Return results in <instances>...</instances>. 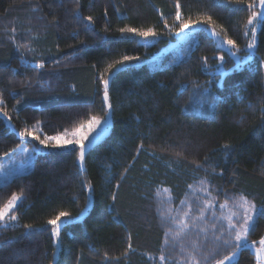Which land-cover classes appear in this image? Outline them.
<instances>
[{
  "label": "trees",
  "instance_id": "obj_1",
  "mask_svg": "<svg viewBox=\"0 0 264 264\" xmlns=\"http://www.w3.org/2000/svg\"><path fill=\"white\" fill-rule=\"evenodd\" d=\"M258 3L0 0V108L8 113H0V157L33 142L19 136L25 128L57 136L105 116L101 76L110 77L114 118L109 134L88 149L84 169L78 146L47 148L29 172L0 185V209L22 195L17 220L0 231V264H52L47 222L61 211L79 215L90 194L83 220L62 227L55 264H216L233 251L232 264H258L253 247L223 243L231 237L216 215L225 201L237 210L241 196L264 204V17L256 54L239 69L208 30L247 53ZM177 10L184 20L211 22L160 55L178 40ZM124 27L157 34L121 33ZM124 56L139 59L121 66ZM221 56L234 67L225 75L217 71ZM209 198L216 207L194 221ZM185 211L190 228L174 236L170 217ZM261 237L264 216L248 240Z\"/></svg>",
  "mask_w": 264,
  "mask_h": 264
},
{
  "label": "snow or ice",
  "instance_id": "obj_2",
  "mask_svg": "<svg viewBox=\"0 0 264 264\" xmlns=\"http://www.w3.org/2000/svg\"><path fill=\"white\" fill-rule=\"evenodd\" d=\"M259 3L262 8H264V0H259ZM177 8L179 9V5H177ZM264 13H257L252 12L251 16L248 19V24L251 25L254 20L259 15H262ZM89 21L92 20V17H87ZM176 20L180 22L179 24V31L183 32L186 29H189L191 27H199L201 25L207 24L211 22V17H205L199 20H192L187 19L184 20L181 17V13L179 10L176 12ZM211 31L213 36H218L219 34L215 32L214 29H209ZM256 28H252V40L247 44L248 49H254L255 42H256ZM121 33H135L136 35H139L141 37H148L152 35H156L157 33L152 29L148 28L147 30H140L137 28L132 27H124L120 29ZM247 34V33H245ZM224 43H226L229 46L236 47V42L232 39H227ZM229 53L232 56H236L235 52H232L231 48L228 49ZM254 55V52L249 53V59H251V56ZM139 57H130V56H124L122 60L117 61L118 64L121 66L124 65V62L126 61H133L138 60ZM219 60L222 62L224 60V57H220ZM44 65L43 63H40L38 67L42 68ZM114 65H109V69H113ZM235 69H239L241 67V63L237 62L235 64ZM102 80V83L104 85V101H108V87L110 83V77L109 79H104L103 76L100 77ZM109 108H111V105H108ZM0 113H3L5 117L8 116V113L4 111V109L0 108ZM104 123H107V120H104ZM102 126V118L97 116H92L88 121L87 125L81 124L79 128H77L72 133L71 139H66L64 135H59L56 137H48L45 136L44 139H41L39 135L35 133L34 130H30L28 128L23 129L19 132V136L24 137H31L35 141L39 142V145H43L45 148H47L51 141H55V143L51 144L52 147H60L64 148L69 145H78L79 146V160L83 161L85 159V153H86V145L85 141L89 140V137L92 136L94 133H97L100 127ZM227 148V145L225 146ZM39 151V149H37ZM191 187V185H189ZM207 191V189H204ZM210 195V193H209ZM227 195V194H225ZM21 199L20 196H17L16 194H13L11 199L3 206L2 209H0V222H4L6 218L11 221L17 220L16 215H10V213L15 212L17 208V201ZM115 199V197H113ZM183 203V201H182ZM211 202H205L204 208H201L199 211V216L192 217L194 221L203 220L204 219V213L207 208H211ZM227 206V201H225L224 204H221V208H225ZM238 208V211L233 212L231 215L227 216L225 219L227 221L226 224V230L227 234L231 237L230 239H226L223 241L224 244H232L235 243V248L238 250L240 248H249L255 246L257 243H259V247L255 248V253L259 258H264V237H261L260 240L257 241H249L248 236L250 231L254 230L255 223H256V217L258 216H264V204H261L257 206L254 202H251L247 199V197L241 196L239 197L238 203L235 205ZM191 206L189 205V208ZM88 206L86 205L85 209L82 210V214L87 213ZM69 213L61 211L57 216H55L53 219H50L47 223L49 225H52V235L56 238H59L61 235L62 226L66 225L70 222V220H62V218H68ZM190 213L188 211H185L183 213V217L187 218L189 217ZM235 218V219H234ZM78 218H71V220H75ZM172 223L176 225V231L173 234L174 236H179L181 233L185 232L190 228V225L187 221V219L177 218L175 216L170 217ZM26 228H31V225H25ZM214 229L216 228V225L213 224L212 226ZM172 229H169V232H171ZM168 233H166L167 237ZM217 239H220V237H216ZM59 242V241H57ZM131 247V245H129ZM236 251H233V253L230 256H225L223 259L216 260V264H226L227 261L233 260V258L236 256ZM161 260L164 259L163 256L160 258Z\"/></svg>",
  "mask_w": 264,
  "mask_h": 264
},
{
  "label": "rangeland",
  "instance_id": "obj_3",
  "mask_svg": "<svg viewBox=\"0 0 264 264\" xmlns=\"http://www.w3.org/2000/svg\"><path fill=\"white\" fill-rule=\"evenodd\" d=\"M258 6H259V9H258L257 13H264V8L261 7L260 3H258ZM263 17H264V14L259 15L256 18V20H254L253 23L251 24L252 28H256L257 29L256 34H255L256 35V42H255L254 49H251V50L248 49L247 53L240 52L238 47H232V46H229L226 43H224L227 39L224 38L223 36H221L214 28H208V30L209 29H214L215 32L219 34L218 36H213L211 31H209V33L216 40V42H217L219 47L225 49L226 51H228V49L231 48L232 52L236 53V56H233V57H235L236 63L240 62L241 65H242V64L252 60L253 57L256 54V50H257V46H258V40H259L258 31H259V29L261 27V19ZM197 28L198 27H191L189 29L184 30L183 32H179L178 40L170 42L169 46L167 48H165L164 52H162L160 55H163V53L171 50L172 48L179 47L181 42L187 40L190 36H192L195 33V31L197 30ZM251 40H252V38H251ZM147 44H150V43L147 41ZM250 52H254V55L251 56V59L248 58ZM221 57H224V56H221ZM233 68L234 67L226 68L223 65V61H222L220 63V65H219L217 71L219 73H221L222 75H225L229 70H231ZM108 89H109V87H108ZM108 97H109L108 101L106 102V104H107V113H106L105 116L100 117V118H102V126L100 127V129L98 130L97 133H94L92 136L89 137V140L85 141V145H86L85 157H86L88 149L93 144H95V143L99 142L100 140H102L103 138H105L109 134V132L111 131V129L113 127V123H114V120H113L114 119L113 118V108H112V104H111L109 90H108ZM109 104L111 105V108L108 107ZM104 120H107L106 124L104 123ZM84 125L86 126L87 123H85ZM76 129H74V130H72L70 132H67V133H62L60 135H64L66 139H71L72 138V133ZM32 130H34L35 133L37 135H39L41 139L45 138V135L43 134V131L39 127H33ZM57 136H59V135H57ZM48 137H56V136H48ZM25 138H31V137H25ZM53 143H55V141H51L47 148H54V147L51 146V144H53ZM73 146H78V145H69V146L64 147V148H69V147H73ZM47 148H45L43 145H39L38 141L33 140L32 143H28V141H26V142L20 144L14 151H12V152H10L8 154H5L2 157H0V185L5 184L7 181L12 179L15 175L24 174V173L29 172L33 168L34 158H35L36 153L39 152V151H43V150H45ZM55 148H60V147H55ZM37 149H39V151H37ZM78 161H79V164H80L81 168L84 169L86 167L85 159L83 161H80L78 159ZM208 193L209 192H206L205 194L208 195ZM16 195L20 196L21 199H22V195H20V194H16ZM208 196H210V195H208ZM21 199L19 201H17V205L21 201ZM205 202H211V205H212L211 208H207L206 209L205 213H207L209 211H212L216 207V202L212 198L206 199ZM92 204H93V198H92V195L90 194L88 205H87L88 206V211L91 208ZM229 207L226 206L224 208V210H223V214H217L216 218L217 219H220V218L221 219H225L226 215H224V214L227 213V216H229L233 212L238 211V209L235 210V209H232V208H229ZM86 214L87 213L82 214V212H81L77 216H69L68 218H62V220H70V222L73 221V220H71V218H78V219H75L74 221L83 220V218L85 217ZM10 215H13V212L10 213ZM182 219H187V218L182 216ZM11 222H13V221L8 220L7 218H6V220L4 222H0V231H1V228L4 225H7V224H9ZM60 237H61V235H60ZM60 237L59 238L54 237L55 245H56V252H55V256H54V260H53L52 264L56 263V261L58 259V256H59V251H60V247H61ZM57 241H59V242H57ZM258 246H253V248L255 249ZM236 259H237V256H235L233 258V260L227 261L226 264H232ZM258 264H264V258H259Z\"/></svg>",
  "mask_w": 264,
  "mask_h": 264
},
{
  "label": "crops",
  "instance_id": "obj_4",
  "mask_svg": "<svg viewBox=\"0 0 264 264\" xmlns=\"http://www.w3.org/2000/svg\"><path fill=\"white\" fill-rule=\"evenodd\" d=\"M259 245V243H257L255 246H258ZM259 247V246H258Z\"/></svg>",
  "mask_w": 264,
  "mask_h": 264
}]
</instances>
